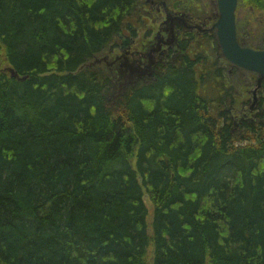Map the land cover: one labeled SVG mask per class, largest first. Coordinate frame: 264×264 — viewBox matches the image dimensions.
I'll return each mask as SVG.
<instances>
[{
  "label": "trees",
  "instance_id": "16d2710c",
  "mask_svg": "<svg viewBox=\"0 0 264 264\" xmlns=\"http://www.w3.org/2000/svg\"><path fill=\"white\" fill-rule=\"evenodd\" d=\"M139 1L0 0V264H264V116L233 133L208 55L116 97L80 70Z\"/></svg>",
  "mask_w": 264,
  "mask_h": 264
},
{
  "label": "flooded vegetation",
  "instance_id": "af4514ba",
  "mask_svg": "<svg viewBox=\"0 0 264 264\" xmlns=\"http://www.w3.org/2000/svg\"><path fill=\"white\" fill-rule=\"evenodd\" d=\"M171 1L174 2L175 0ZM216 1L217 0H181V8L178 10H173L171 3L168 1H158L160 4L162 3L163 7L164 5L168 6L167 8L170 10L169 13L174 12L178 15L173 17L174 22L176 23L170 31L172 33L171 42H159V51L163 46H166L167 52L154 66L152 64L154 68L152 76L154 73H159V71H161L163 67L169 63L179 64L182 61L184 54H187L193 58L200 54L208 55L209 59H211L210 62L213 61V63H215V69L221 70L220 76L213 77L212 87L215 88L214 97L217 98V100L223 98V103L221 104L220 108H224V110L228 113L229 119L233 125V133L236 134L237 130H241V124L247 126L253 124L251 123L249 117L246 118L244 114L240 113L243 110H246L247 105H249V101L245 102L241 101V99L242 97H245L246 94L248 95L250 90L249 85H252L254 82H256L258 85L256 91L258 95L257 101L254 103V110L256 114L254 116L256 118L259 117V124H262L263 122L264 77L260 80H256L258 78L255 74L248 73L235 66H231L230 63L222 57L215 34H210L209 31V29L218 20V12L215 8ZM138 4L139 5L137 6L134 20V23L136 24L135 31L137 35L135 41L131 42V46L122 48V45L120 44V47L113 48L108 51L109 54L114 52L116 54L119 53V57L114 58H118V60H113V65L111 66H116L121 59L126 58V55L130 53V50H132L133 43H136V39L138 38L140 31L148 28L147 24H149V22H151V24H156L158 19L163 15L161 12H159L160 10L158 11L155 9L157 7L156 5H151L149 0H141L138 2ZM239 5L240 4L238 2L235 12V28L238 43L242 47L251 48L257 51L264 50V26H261V21L257 22V26H255L254 29L250 27L249 24L247 26V19L241 14V12L246 14L244 13L246 11H241L242 8H239ZM260 14L261 16L254 17L262 18L264 24V14ZM181 16H184V18ZM155 17H157L156 20ZM146 30V32L144 31V40L146 38L149 39L152 37L151 30ZM215 103L216 101L213 102L214 106ZM216 106L218 107L217 104ZM251 112L252 110L250 113ZM234 119L239 120V122L234 124ZM243 132H245V129Z\"/></svg>",
  "mask_w": 264,
  "mask_h": 264
},
{
  "label": "rangeland",
  "instance_id": "374dc122",
  "mask_svg": "<svg viewBox=\"0 0 264 264\" xmlns=\"http://www.w3.org/2000/svg\"><path fill=\"white\" fill-rule=\"evenodd\" d=\"M149 2L157 7L156 10H160L163 15L161 18L158 19V21L155 23L149 22L147 24L148 28L150 29L152 33V37L149 39L143 38L145 32L144 29L140 31L138 38L136 39V43L134 42L132 45V50H130V53L126 55L125 59H121L116 66H107L106 64H110L115 57H119V53L116 54L115 52L112 54L104 53L100 58L108 57L107 63L102 62L100 65L96 66V71H101L102 73H106V75H111V90L114 95V97L118 96L119 94L123 93L128 86H132L136 84L141 78L150 79L153 73V66L161 60V57L164 56L167 52L166 46H163L161 50L159 49L154 53L153 50H156V45L159 42L165 41L167 43L171 42L172 40V33L170 32L176 22H174L173 17L177 16V13L170 12V10L167 8V6H162V3L154 0H149ZM239 2V1H238ZM241 3V2H240ZM216 7V4H215ZM244 10L246 14H242V16L246 17L247 19V26L249 24L250 27L253 29L255 26H257V22L261 21V26H264L262 18L260 17H254V16H261L260 13L264 14L263 12H256L252 10L251 8H242L241 11ZM159 17V16H158ZM184 18V16H181ZM253 19H252V18ZM157 17H155V20ZM251 20V21H250ZM253 20V21H252ZM253 25V26H252ZM145 31V32H144ZM210 34H215L210 32ZM174 47V46H173ZM132 55V56H131ZM153 66H152V64ZM143 75V76H142ZM258 80V79H256ZM250 90L248 92V95L246 94L245 97H242L241 101H249V105H247L246 110H243L240 114H244V116L247 118L249 117L251 120V123H258L260 119L259 117H255L256 114L254 110V103L257 101V83L254 82L252 85L250 84ZM248 86V87H249ZM112 95V96H113ZM252 112L250 113V111ZM250 113V114H249ZM252 114V115H251ZM251 115V116H249ZM239 119V118H238ZM239 120L234 119V124H237ZM146 205L149 209H151V206L148 201H146Z\"/></svg>",
  "mask_w": 264,
  "mask_h": 264
},
{
  "label": "water",
  "instance_id": "95a60500",
  "mask_svg": "<svg viewBox=\"0 0 264 264\" xmlns=\"http://www.w3.org/2000/svg\"><path fill=\"white\" fill-rule=\"evenodd\" d=\"M238 0H217L216 9L218 12L217 22L209 29L210 32H215V37L218 41V46L221 51L222 57L227 60L231 66H235L248 73H253L257 76L258 80L264 77V50H253L250 48L242 47L237 41L236 28H235V12ZM156 52L160 48L157 43ZM98 55L94 57L89 63L83 65V68H90L107 62L108 57ZM118 60L114 59V61ZM152 64V63H151ZM113 65V62L107 66ZM10 76L18 81L24 80L20 78L11 68L5 69Z\"/></svg>",
  "mask_w": 264,
  "mask_h": 264
},
{
  "label": "bare ground",
  "instance_id": "6f19581e",
  "mask_svg": "<svg viewBox=\"0 0 264 264\" xmlns=\"http://www.w3.org/2000/svg\"><path fill=\"white\" fill-rule=\"evenodd\" d=\"M23 81V80H22Z\"/></svg>",
  "mask_w": 264,
  "mask_h": 264
}]
</instances>
